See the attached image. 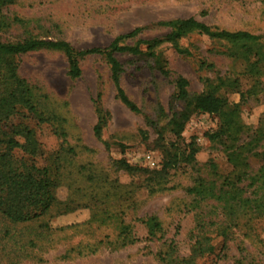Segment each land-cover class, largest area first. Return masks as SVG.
Returning <instances> with one entry per match:
<instances>
[{
	"label": "rangeland",
	"instance_id": "374dc122",
	"mask_svg": "<svg viewBox=\"0 0 264 264\" xmlns=\"http://www.w3.org/2000/svg\"><path fill=\"white\" fill-rule=\"evenodd\" d=\"M4 12L11 20L0 30L4 42L65 40L79 50L138 27L125 44L162 41L154 57L115 54L137 112L115 97L103 55L80 57L78 77L68 74L59 50L18 57L33 108L19 107L1 126L34 130L37 162L50 170L56 200L35 220L15 224L18 244L1 242L0 264H171L196 237L214 246L200 264H264V216L226 213L227 196L219 197L259 192L264 203V0H14ZM187 17L261 37L250 52H232L233 42L191 29L176 41L190 54L179 53L164 38L170 27L159 23ZM179 78L187 81L184 95ZM206 92L224 101L221 111L194 109ZM99 114L106 122L97 137ZM38 116L55 119L40 123ZM162 166L167 172L159 177L153 169ZM147 217L159 223L152 233Z\"/></svg>",
	"mask_w": 264,
	"mask_h": 264
},
{
	"label": "trees",
	"instance_id": "16d2710c",
	"mask_svg": "<svg viewBox=\"0 0 264 264\" xmlns=\"http://www.w3.org/2000/svg\"><path fill=\"white\" fill-rule=\"evenodd\" d=\"M12 3L14 0H0V30L11 25V20L5 14L4 8ZM159 24L170 27V31L164 34L165 40L173 41L176 51L186 54H190L189 51L181 49L176 41L191 29H196L209 37L233 42L232 52L240 47L243 48V53L250 52L254 46L258 45L261 37V35L245 30L231 31L212 28L193 17L176 18ZM140 30L141 28L138 27L119 34L104 47H88L79 50L65 40L35 37H28L15 42L0 40V244L1 242L3 244L8 242V245H17L16 236L18 233L11 230L15 224L35 220L46 213L56 200L54 195L55 181L51 177L50 170L37 162L38 143L34 130L28 125L20 124L13 125L9 130L1 126V123L9 119L19 107L29 110L33 108L31 87L19 73L18 57L40 49L59 50L67 59L68 74L72 77H78L81 74L80 57L89 54L103 55L109 64L115 97L130 110L137 112L138 107L130 100L120 85L122 67L115 54L130 53L132 55L156 56L154 48L162 41L158 37L138 38L127 44L123 42L127 39H134ZM238 41L241 44H238ZM161 72L167 74L166 70H161ZM177 85L179 94L184 95L183 87L187 85V81L179 78ZM223 106L224 101L210 92L198 94L194 99V109L203 113L216 114L221 111ZM97 108L102 113V109ZM37 119L42 123L55 119V116L50 119L38 116ZM105 122L104 116L99 114L93 127L97 137L101 136ZM120 164L129 171L133 170V167L125 161H120ZM163 167H160L158 171L153 169L159 174V177L167 172ZM150 189L153 190V187ZM189 191L197 196L201 194L200 189L191 188ZM258 194L259 192L255 194V197H245L232 193L219 194V197L227 196L222 210L230 214L237 211L252 210L264 216V203ZM143 223L147 226L149 233L159 227L155 217H147ZM29 243L34 245L33 241H29ZM213 249L214 246L209 238L196 237L186 256L169 257L168 261L171 264H200L199 259L211 253Z\"/></svg>",
	"mask_w": 264,
	"mask_h": 264
},
{
	"label": "built area",
	"instance_id": "2783aa9c",
	"mask_svg": "<svg viewBox=\"0 0 264 264\" xmlns=\"http://www.w3.org/2000/svg\"><path fill=\"white\" fill-rule=\"evenodd\" d=\"M144 157H145V160L148 162L150 167L154 168V167L158 166V161L155 160L150 153L145 154Z\"/></svg>",
	"mask_w": 264,
	"mask_h": 264
}]
</instances>
